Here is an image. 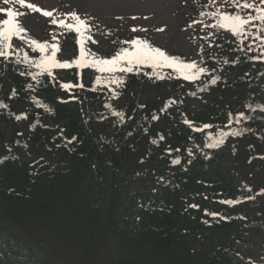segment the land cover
<instances>
[{
  "label": "trees",
  "instance_id": "1",
  "mask_svg": "<svg viewBox=\"0 0 264 264\" xmlns=\"http://www.w3.org/2000/svg\"><path fill=\"white\" fill-rule=\"evenodd\" d=\"M49 30L59 49L80 46L75 30L52 23ZM251 37L241 43L217 28L199 37L207 72L194 82L167 68L101 74L87 67V81L74 68L36 83L20 75L24 64L0 58V239L34 264H232L238 247L264 233V43L254 48ZM17 42L21 59L25 52L39 59ZM109 75L124 83L111 90L95 83ZM194 98L204 111L190 109ZM238 113L246 117L239 123ZM204 124L212 127L192 130ZM236 130L224 139L233 147L226 153L224 143L204 146L209 135ZM235 173L260 192L258 202L241 203L250 194L235 186Z\"/></svg>",
  "mask_w": 264,
  "mask_h": 264
},
{
  "label": "rangeland",
  "instance_id": "2",
  "mask_svg": "<svg viewBox=\"0 0 264 264\" xmlns=\"http://www.w3.org/2000/svg\"><path fill=\"white\" fill-rule=\"evenodd\" d=\"M25 2L44 11H53L55 15L75 12L87 18L93 29L90 42L94 53L99 57L111 58L116 41L130 36L135 28L139 36L153 47L179 54L185 62L197 64L199 44L193 38V31H201L203 39H206L207 31L211 29L207 25L213 22L206 17L187 21L186 17L197 15L199 2L215 6L221 12H228L232 7L230 0L227 2L226 0H214V2L213 0H25ZM9 7L22 14L18 15L17 21L26 29L29 38L38 42L50 40L46 31L45 16L21 6L17 0H8V2L0 0V9L6 11ZM5 11H0L3 17H7ZM224 32L228 38H237L229 31L224 30ZM252 42L254 46L258 44L256 39ZM78 57L79 52L70 44L56 54V59L60 62H71ZM74 67L56 69L60 74H66ZM151 92L153 91H148ZM150 96L153 97V93ZM200 107H202L201 100L190 102L192 110ZM261 127H264V121ZM236 183L240 185V179L237 178ZM131 221L133 223L134 219ZM6 241L7 239H0V264H34V260L26 253L19 252L13 243L7 245ZM232 264H264V234L261 237L251 238L244 246H240L238 252L232 256Z\"/></svg>",
  "mask_w": 264,
  "mask_h": 264
},
{
  "label": "snow or ice",
  "instance_id": "3",
  "mask_svg": "<svg viewBox=\"0 0 264 264\" xmlns=\"http://www.w3.org/2000/svg\"><path fill=\"white\" fill-rule=\"evenodd\" d=\"M6 2H8V0H6ZM17 2L21 6L31 9L32 11L40 12L45 17L53 16V11H44L31 3H26L25 0H17ZM230 2L231 6L234 8L250 10L249 14L241 15L239 12L229 14L227 12H221L220 9L217 8L213 12L202 13V15H207L215 20L214 24L207 25V27L229 31L233 36L240 38L241 43L249 36H253L254 39L264 42V37L249 31L251 27H256L257 33L264 32V7H262V5H264V0H258V3L257 0H243V2H241V0H230ZM0 11L5 10L0 9ZM251 12H255V15L250 14ZM5 14L7 19L0 21V58H3L6 62H14L18 65L24 64L25 70L21 71L20 75L30 76L36 83H39L40 78L45 74L48 77H52L53 69H66L73 66L78 69L91 67L101 74H114L117 71L121 73H132L134 71H139L141 67H149L153 70L167 68L172 69L176 78H182L189 82L199 80L201 76L207 72L205 67L199 66L196 62H184L181 58L170 56L162 49L153 47L148 41L140 38H134L124 42L129 44L130 47L121 48L111 58L99 57L97 54L84 47V40L88 38L86 37V33L89 31L90 25L86 20L81 19L75 12L68 14L71 21H73L72 23L66 22L67 17L65 19H53L51 21V23L57 25V27L75 30L79 35V39L77 40V43L80 45L79 57L71 62H60L56 59V54L60 50L57 43L49 44L48 42H38L35 39L27 38L26 29L17 21L18 15L22 14L15 12L12 8L7 9ZM254 21H259L258 27L254 24ZM136 30L135 28L133 29V31ZM160 30L162 31L163 29ZM14 38L23 39L34 52L38 51L40 54L39 59L35 60L30 58L27 52L24 53L21 59L19 52L13 44ZM53 39H55V36H53ZM249 49L251 50V46H249ZM261 55H264V49H262ZM33 69H35V71H33ZM155 78L164 79L165 77L160 72H155ZM218 79L219 77H213L210 83L215 85ZM95 83L97 85L103 84L111 90V85L119 87L124 81L122 77L115 78L113 75H109L108 77L98 76ZM78 86L82 87V85ZM27 87L31 89L33 85L28 84ZM61 87L65 90H70L73 88V85L71 83H63ZM199 91H204V89H199ZM13 95H15V91ZM4 107H6V105L0 102V108ZM106 107H109V105H106ZM46 110L50 111V109ZM260 110L264 111V107ZM113 114L119 115L121 119H123V113L114 112ZM15 118L17 120L21 119L20 116H16ZM153 119H157V117L154 116ZM232 119L231 114H229V124L232 123ZM242 119H246L243 113H238L235 117L237 123ZM185 123L190 124L191 122L185 121ZM211 127L210 124H204L203 128L192 126V130L194 132H201ZM238 134L239 130L231 133L221 131L215 136L209 135L207 137L208 142H206L204 146L210 149L216 148L224 143L226 136H235ZM72 139L75 140L76 138L73 137ZM161 139H163V137H161ZM69 143H71V141H69ZM153 143H156V141L154 140ZM177 151H179V149H177ZM189 155H191V150H189ZM172 163L178 164L180 161L179 159H174ZM224 203L232 204L235 202L226 201ZM191 207H198V205H191ZM206 214L209 213L206 211ZM210 215L217 216L218 213H211Z\"/></svg>",
  "mask_w": 264,
  "mask_h": 264
}]
</instances>
